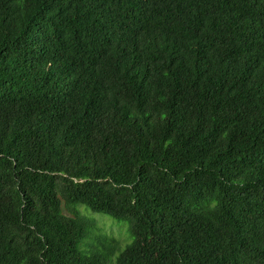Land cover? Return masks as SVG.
I'll return each mask as SVG.
<instances>
[{
  "label": "trees",
  "instance_id": "trees-1",
  "mask_svg": "<svg viewBox=\"0 0 264 264\" xmlns=\"http://www.w3.org/2000/svg\"><path fill=\"white\" fill-rule=\"evenodd\" d=\"M0 264H264V0H0Z\"/></svg>",
  "mask_w": 264,
  "mask_h": 264
},
{
  "label": "rangeland",
  "instance_id": "rangeland-1",
  "mask_svg": "<svg viewBox=\"0 0 264 264\" xmlns=\"http://www.w3.org/2000/svg\"><path fill=\"white\" fill-rule=\"evenodd\" d=\"M91 212V211H90ZM95 216H101L97 217L100 220V225L103 228V231L112 237H116L120 239L122 242L128 241L129 238L127 236L126 231V225L127 223L124 221L118 222L115 218L109 215H105L98 212H91Z\"/></svg>",
  "mask_w": 264,
  "mask_h": 264
}]
</instances>
